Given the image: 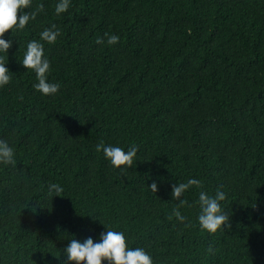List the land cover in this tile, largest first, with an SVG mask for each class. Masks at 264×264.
<instances>
[{"label": "trees", "instance_id": "obj_1", "mask_svg": "<svg viewBox=\"0 0 264 264\" xmlns=\"http://www.w3.org/2000/svg\"><path fill=\"white\" fill-rule=\"evenodd\" d=\"M56 3L31 0L35 19L0 53V139L14 150L0 165V264H64L69 239L105 227L154 264H264V0H71L59 15ZM52 24L46 76L60 88L42 95L19 61ZM105 33L118 43L97 44ZM102 143L137 145L132 165L111 166ZM189 178L200 184L181 205L171 185ZM217 190L230 226L210 234L198 196Z\"/></svg>", "mask_w": 264, "mask_h": 264}, {"label": "clouds", "instance_id": "obj_2", "mask_svg": "<svg viewBox=\"0 0 264 264\" xmlns=\"http://www.w3.org/2000/svg\"><path fill=\"white\" fill-rule=\"evenodd\" d=\"M71 0H57L55 5V13L57 15L68 10ZM31 0H0V53L8 55V49L13 43L12 31L23 29L29 20L35 19L34 11L25 12L29 9ZM42 9L43 5H39ZM19 11V16L17 13ZM11 30L8 39H5V33ZM60 34V30L55 24L44 27L39 33V39H32L27 42L26 50L23 58L19 61L20 65L26 70L31 69L36 76V83L33 88L42 95L55 94L60 84L58 82H49L46 76L50 68V61L44 54V44L54 43ZM102 39L97 37L96 43L114 45L118 43L119 36L117 34L105 33ZM3 58L0 57V88L7 85L11 79L10 70L6 67ZM97 151H102L103 156L109 161L111 166L119 168L121 172L124 168L130 167L137 155L138 147L131 144L127 149L116 144H97ZM14 162V150L7 140L0 139V165H10ZM200 181L195 178H189L186 182H179L171 185L170 195L172 199L179 200L184 204V200L180 199L182 194L193 185H199ZM153 192L157 191V183L155 180L148 186ZM62 187L56 183L47 185V194L51 197L60 196ZM226 194L217 190L214 195L205 191H200L198 196L199 212L196 220L201 229L208 233H216L218 229L230 226L228 224L229 215L226 210L222 209L221 201L225 199ZM176 219L184 222L186 217L178 210H174ZM100 221V220H99ZM101 223V222H100ZM104 225L103 223H101ZM223 226V227H222ZM105 227V225H104ZM106 231L99 233V238L95 240L91 235L83 240L76 238L69 239V242L63 248V255L66 257L64 264L74 262V264H154L151 255L145 251L143 247H129L126 244V238L123 231L106 228ZM211 251V247L209 248Z\"/></svg>", "mask_w": 264, "mask_h": 264}]
</instances>
